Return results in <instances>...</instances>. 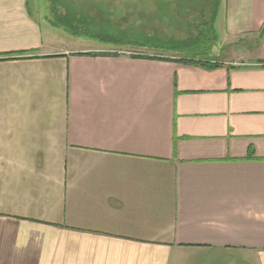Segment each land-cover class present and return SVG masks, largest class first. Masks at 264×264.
<instances>
[{"label": "crops", "instance_id": "0c3cea01", "mask_svg": "<svg viewBox=\"0 0 264 264\" xmlns=\"http://www.w3.org/2000/svg\"><path fill=\"white\" fill-rule=\"evenodd\" d=\"M46 9L0 0V264H264V0L226 6L215 69Z\"/></svg>", "mask_w": 264, "mask_h": 264}, {"label": "rangeland", "instance_id": "374dc122", "mask_svg": "<svg viewBox=\"0 0 264 264\" xmlns=\"http://www.w3.org/2000/svg\"><path fill=\"white\" fill-rule=\"evenodd\" d=\"M235 2L245 4L250 0ZM230 3L232 0H40L44 9L51 8L46 12L52 18L66 24L54 33V39L63 44L81 37L82 44L88 45L85 42L92 41L84 38L100 42L109 36L110 42L100 45L127 47L111 49L118 54L133 55L134 49L143 48L161 56L201 60L214 58L215 49L227 48L221 42L222 18ZM68 9L76 11L77 17L71 16ZM85 17L95 21L82 23ZM119 30H123L121 34ZM112 37L120 39L113 42Z\"/></svg>", "mask_w": 264, "mask_h": 264}, {"label": "trees", "instance_id": "16d2710c", "mask_svg": "<svg viewBox=\"0 0 264 264\" xmlns=\"http://www.w3.org/2000/svg\"><path fill=\"white\" fill-rule=\"evenodd\" d=\"M69 12H70V15L71 16L77 17V12L76 11L75 12H72V11L69 10ZM59 18L62 19V18H64V16L63 15L62 16H59ZM75 20L77 21L78 19H75ZM88 20H90V21H88ZM80 21L82 23L83 22H86L87 23V22H93L95 20L94 19H88V17H85L83 20L81 19ZM69 22H71V21H69ZM137 56H139V55H137ZM156 59H167V58L158 57ZM170 60H172V59H170ZM174 61L175 62L182 63V64H186V65L189 64V65L204 66V67H206L208 69H215L216 67H219L221 65V64H219L217 62H213V61L208 62L206 60L195 59V58H187V57L186 58L185 57H182V58H179V59H174Z\"/></svg>", "mask_w": 264, "mask_h": 264}, {"label": "built area", "instance_id": "2783aa9c", "mask_svg": "<svg viewBox=\"0 0 264 264\" xmlns=\"http://www.w3.org/2000/svg\"><path fill=\"white\" fill-rule=\"evenodd\" d=\"M118 53H120V52L118 51ZM121 54H127V53H123V52H121Z\"/></svg>", "mask_w": 264, "mask_h": 264}]
</instances>
